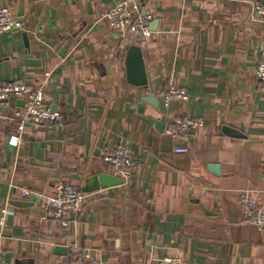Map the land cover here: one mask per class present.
Returning <instances> with one entry per match:
<instances>
[{"label":"crops","instance_id":"crops-1","mask_svg":"<svg viewBox=\"0 0 264 264\" xmlns=\"http://www.w3.org/2000/svg\"><path fill=\"white\" fill-rule=\"evenodd\" d=\"M120 1L0 0L22 22L0 35V85L41 91L44 105L63 116L19 134L14 113L22 100L0 101L3 259L75 264V241L102 264H264V232L239 202L246 192L264 205V93L255 75L264 22L254 13L264 0H135L152 15L147 39L109 27L104 15ZM130 45L142 50L144 88L126 83ZM170 85L188 99L165 107ZM180 117L203 126L166 134ZM18 134V145H9ZM105 146H127L136 165L118 177L122 184L87 193L65 229L36 195L112 175ZM57 246L67 254H55Z\"/></svg>","mask_w":264,"mask_h":264},{"label":"built area","instance_id":"built-area-1","mask_svg":"<svg viewBox=\"0 0 264 264\" xmlns=\"http://www.w3.org/2000/svg\"><path fill=\"white\" fill-rule=\"evenodd\" d=\"M254 13L264 22V6H254ZM109 27L120 34H129L136 39L150 38L151 13L140 8L135 0H123L115 4L104 15ZM22 29V22L18 19L9 7L0 6V35L15 32ZM255 75L258 80L259 90L264 93V52H262L255 68ZM11 97L24 101V104L15 111L14 118L17 123L19 134L27 125L52 124L61 121L63 116L52 111L43 103V94L41 91H32L25 85L18 82H7L0 85V101L8 100ZM188 99V94L181 86L170 85L163 95V104L169 106L171 102H184ZM203 126L201 119L192 117L176 118L167 130L166 134L172 137L184 136ZM19 134L10 137L8 143L17 146L19 143ZM103 161L110 167L111 173L115 177L124 175L127 170L135 167L130 149L127 146H105L103 148ZM177 153H187L186 148L176 149ZM21 195L28 197L36 195L32 191L22 190ZM44 206L52 211L56 220L63 228L69 226L68 214L77 217L83 210L87 193L81 188L71 183L61 182L56 186L53 195H36ZM244 218L252 223L260 232H264V205L258 199L249 193H242L239 197ZM7 210L2 209L0 214V236L5 226ZM70 254L75 264H102L96 259L91 250L72 241L69 244ZM0 264H7L3 259L0 248Z\"/></svg>","mask_w":264,"mask_h":264},{"label":"water","instance_id":"water-1","mask_svg":"<svg viewBox=\"0 0 264 264\" xmlns=\"http://www.w3.org/2000/svg\"><path fill=\"white\" fill-rule=\"evenodd\" d=\"M22 7H19L18 15L21 13ZM124 65H125V79L126 83L137 88H144L147 86V76L144 68V62L142 57V50L137 45H130L126 49L125 59H124ZM144 102H147L151 104L154 107H158V101L156 98L153 97H144ZM22 103L24 104V101L22 100ZM156 128L159 131H162V123L161 122H155ZM224 131L229 135L234 136H240L232 130L231 128H224ZM212 170L215 174L219 173V167L211 165L209 166V170ZM122 184V180L118 177H115L110 174H98L96 176H92L91 178H88L85 180L84 186L81 188V190L84 193H89L92 191H96L98 189H104L116 185ZM55 254L58 255H65L67 254V248L62 246H57L54 250Z\"/></svg>","mask_w":264,"mask_h":264}]
</instances>
